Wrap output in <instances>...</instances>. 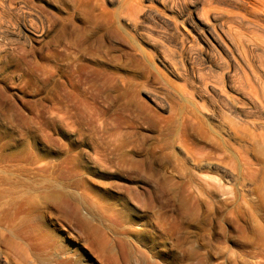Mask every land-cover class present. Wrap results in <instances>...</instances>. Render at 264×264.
<instances>
[{
  "label": "bare ground",
  "instance_id": "6f19581e",
  "mask_svg": "<svg viewBox=\"0 0 264 264\" xmlns=\"http://www.w3.org/2000/svg\"><path fill=\"white\" fill-rule=\"evenodd\" d=\"M44 3L42 9L30 0H0V32L10 18L27 19L26 30L40 29L47 60L93 75V98L114 116L97 117L95 171L129 180L139 172L152 181H134L124 192L143 210L162 204L150 218L159 251L168 250L164 241H188L193 225L202 252H217L211 244L222 220L237 219L238 193L264 172V0ZM14 166L0 162V264H81L82 254L58 233L72 228L79 248H109L77 205L67 207L64 195L39 185L45 164L25 172ZM218 191L225 196L216 200ZM204 210L208 225L200 222ZM37 213L50 220L32 222ZM133 233L117 241L123 259ZM193 251L201 253L178 249Z\"/></svg>",
  "mask_w": 264,
  "mask_h": 264
},
{
  "label": "rangeland",
  "instance_id": "374dc122",
  "mask_svg": "<svg viewBox=\"0 0 264 264\" xmlns=\"http://www.w3.org/2000/svg\"><path fill=\"white\" fill-rule=\"evenodd\" d=\"M30 1L42 9L45 7L44 0ZM26 20L20 16L10 18L6 21V31L0 32V162L14 164L17 172L35 170L36 165L45 164L47 178L39 181V185L48 187V193L64 195L67 207L77 205L91 223L100 226L96 238L104 235L110 240L109 248L102 253L79 248L74 228L58 231L62 241L82 254L81 264H264L262 171L253 174L245 192L238 193L237 219L225 215L222 220L224 230L215 233L211 244L217 252H202L205 244L197 239L193 225L187 234L188 241L176 246L186 250L199 248L201 253L178 252L168 241H164L168 250H158L150 218L153 210L162 204L156 202L155 208L143 210L131 203L124 192L134 181L147 187L152 181L139 172L129 180L125 175L114 176L93 167L94 145L98 141L97 117L105 121L114 117L105 112L102 99L93 98V75L86 71L78 74L68 63L47 60L42 48L44 39H38L40 29L26 30ZM25 33L32 39L31 43ZM139 96L145 99L143 91ZM52 165L57 167L52 169ZM220 183L221 190L229 189L227 177L223 176ZM33 186L37 187V182ZM160 194L155 196L159 199ZM224 196L218 191L215 199ZM203 212L206 217L200 222L208 225L211 215ZM30 220L47 223L50 219L37 213ZM214 226H218L215 221ZM130 229L134 233L129 238L130 246L125 248L127 257L123 259L117 241L125 240Z\"/></svg>",
  "mask_w": 264,
  "mask_h": 264
}]
</instances>
